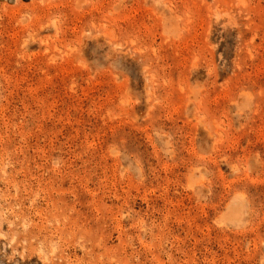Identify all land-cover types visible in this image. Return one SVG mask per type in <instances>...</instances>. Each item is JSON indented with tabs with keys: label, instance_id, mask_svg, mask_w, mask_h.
I'll use <instances>...</instances> for the list:
<instances>
[{
	"label": "rangeland",
	"instance_id": "rangeland-1",
	"mask_svg": "<svg viewBox=\"0 0 264 264\" xmlns=\"http://www.w3.org/2000/svg\"><path fill=\"white\" fill-rule=\"evenodd\" d=\"M0 264H264V0H0Z\"/></svg>",
	"mask_w": 264,
	"mask_h": 264
},
{
	"label": "bare ground",
	"instance_id": "bare-ground-1",
	"mask_svg": "<svg viewBox=\"0 0 264 264\" xmlns=\"http://www.w3.org/2000/svg\"><path fill=\"white\" fill-rule=\"evenodd\" d=\"M190 186H191V184H190Z\"/></svg>",
	"mask_w": 264,
	"mask_h": 264
}]
</instances>
